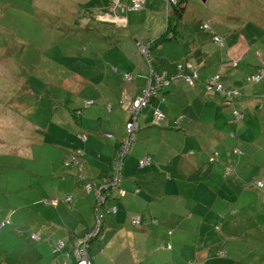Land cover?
Here are the masks:
<instances>
[{
  "label": "crops",
  "instance_id": "0c3cea01",
  "mask_svg": "<svg viewBox=\"0 0 264 264\" xmlns=\"http://www.w3.org/2000/svg\"><path fill=\"white\" fill-rule=\"evenodd\" d=\"M189 1L196 7L195 0H184L181 3L180 15L175 17V25L170 28V34L171 36L174 34V38L168 35V39L155 43L161 44L160 46L163 42L169 43L161 48L164 53L159 58L151 57L152 49L158 46L153 44L149 48L148 55L152 59L151 61L149 59V62L144 59L137 41L154 40L161 37L164 32L161 31L160 36L158 34L155 38H139L136 32L129 31L130 26L136 22L132 18L125 19V11L116 8L111 1L104 4L99 0L94 3L90 0L86 6L69 8L63 17H59L56 11H49V21H44V23L41 21V28L50 24L53 26L52 32H56L54 29L56 25L77 26L79 29L89 30L88 28L92 27L95 22L105 24V28L114 27L121 30L120 40L115 44L112 43L110 50L100 51V57L97 53L88 56L78 54L73 62L75 72L68 75L61 74L64 68L62 62L68 55L64 43L61 45L65 48L58 45L56 51H48L46 56L40 53L42 52L40 48H38L39 52L35 53L37 57L33 53L29 56L27 48L29 41L12 34L14 31L12 27L0 22V26L4 27L0 29V33L3 30L11 32L8 34L11 38L10 45L3 43L0 37V95L13 91V95L7 102L8 105L1 104L3 107H0V147L9 153L27 157L29 154L33 155L31 145L40 141L39 136H36L38 130L40 133L44 132V136L50 139L54 136V128H59L61 133H66V128L72 127L86 135L84 145L81 143L76 150V152L82 151L81 177L78 171V175L75 173V175L66 176H60L59 172L53 170L49 171V174L44 173L43 179H47L42 181L39 185L41 187L35 189L37 191L30 197L26 211L15 221L19 224L25 222L31 226L29 237L22 239L21 235L19 233L16 235L17 231L11 230L10 226L5 234L8 236L10 233L13 236L12 239L7 238V240L11 241V250L14 255H10L7 248H3L0 244V264H74L72 260L66 259L68 247L65 246L63 251H55V244L58 240L67 239L68 241L74 232L79 234L91 229L94 194L93 192L87 193L84 186L88 182L97 183L99 179L107 177L111 171L114 150L124 136L130 100L141 93L147 84L150 72H165L170 77L177 73V66L180 64L195 68L198 72V79L192 87L183 83H175L159 90L150 104L163 113V118L156 124L152 123L151 107L142 110L138 117L139 137L135 135V141L139 139L140 143H131L129 149H131L132 157L126 155L118 188L113 191V197L107 202L108 206L115 205L116 209L104 213L101 221L104 237L91 242L89 254L93 264H142L147 251H150L153 259L158 256L156 261L153 260V264L164 263L162 252H165V257L170 259L176 256L181 257L186 264L192 261L200 264L196 256L201 264H221L218 261L211 263L214 261L209 258L208 249L204 245L194 247L191 251L183 247V243H187L184 233L188 232L186 231L188 229H193L189 225L191 221L180 216L179 209L187 208L190 202L187 201L183 205L181 200L168 198L178 195L180 189L173 183L172 173L166 174L160 167L161 164H158L165 160L158 159L155 154L169 155L170 161H166V166H168L169 162L177 158L174 153L184 158L187 142L190 143L188 138L198 135L201 138L199 146L202 151L197 161L192 162L189 167L183 164L185 168L190 169L187 171L192 175V172H195L200 165L202 155L209 153V144L220 143L225 139L223 130H220L224 124L217 121L218 118L222 119L220 115H217V106L229 108L231 114L233 108L238 106H252L255 100L253 92L246 91L245 86L239 84L237 76H234L232 71L234 67H237L234 53L239 48L234 36L239 24L232 22H241L243 19L239 17L240 15H245V17L251 15L252 20L258 23L264 22V4L257 0H225L215 9V13L220 17V24L211 28L210 33L192 36L187 34L186 42H184L182 36L178 34V22ZM160 2L158 5L162 8L163 0ZM126 3H129V0L123 1V5ZM5 9L3 3H0V16ZM155 13L160 16V10ZM98 16L101 17L100 20ZM141 22L143 23V20ZM155 22L157 29L160 28L159 19L158 22L153 21ZM200 23L198 30H201L200 25L204 22ZM219 30L229 32V34L222 35ZM213 32L223 36L225 41L223 50L213 43L211 39ZM52 37L51 44L56 42L54 38L61 40L58 35L53 34ZM12 47L17 49L13 53ZM58 48H63V50ZM177 51L180 52L181 57L178 56ZM168 52L172 55L170 62L166 59ZM256 55L258 60L249 62L248 73L257 68H264V59H262L264 55L261 53ZM182 57L184 59L181 60ZM45 65L48 66L47 69H43ZM43 70H52L57 74L49 76L42 74ZM124 72L131 74L129 82L123 80L122 73ZM215 73L221 75V81L226 87L236 89L239 93L232 103L222 102L217 93L205 89V81ZM29 79L39 80L47 85L50 91H47L45 95H42L43 91L35 93ZM56 84L58 87H55ZM233 85L237 86L233 87ZM45 87L42 86L41 89ZM87 99L92 100V104L83 109L88 112L83 116L81 111V116L75 117L73 110L81 107ZM69 104L73 107L70 108ZM32 111H37L38 117L30 113ZM26 117L27 119H24ZM232 121H236L233 116ZM104 132L111 133L114 139H106L103 136ZM168 136L173 137V140L167 141ZM98 138L106 140V143H100ZM142 138L146 143L153 142L158 145V150H150L141 144ZM155 139L157 140L154 141ZM190 151L187 153L192 154ZM213 152L217 153V158L214 161H209L208 158L209 163L217 162L219 159V151L213 150L210 156ZM67 156V153H63L59 156V160L62 162ZM144 156L150 158V165L138 168V159ZM252 161V158L248 160L243 157L241 169L238 158L225 163L222 166L221 176L228 178L227 183H222L220 180H216L215 183L211 181L209 185L199 189L200 198L204 196L201 202L204 204L214 200V203H210V207L213 208L216 203L222 206L223 201L218 198L223 197L218 194L221 195L232 189L241 191V188L233 183L234 181L244 179L252 183L254 178L264 180V175L250 176ZM227 166L234 167L230 175L224 174ZM173 167L179 171L182 170L179 161H176ZM204 174L209 177L211 172ZM250 189L262 191L257 188ZM260 193L264 194V191ZM65 197H70L71 200L65 202ZM206 197H211V199L206 200ZM50 198H57L59 201L56 205L44 202L45 199ZM228 201L224 200V204L230 203ZM236 201L239 203L238 200ZM259 204L264 205V197ZM252 207L259 206L253 205ZM237 213L238 211L235 210V214ZM14 215H17V212L11 209L8 214L9 220L14 222ZM135 218L140 220L138 225L132 224V219ZM19 219L22 221L17 222ZM184 226H187L185 230H183ZM32 234L38 237L32 239L30 237ZM183 235V240L180 241ZM94 241L97 242L95 249ZM190 252L191 255H187Z\"/></svg>",
  "mask_w": 264,
  "mask_h": 264
},
{
  "label": "rangeland",
  "instance_id": "374dc122",
  "mask_svg": "<svg viewBox=\"0 0 264 264\" xmlns=\"http://www.w3.org/2000/svg\"><path fill=\"white\" fill-rule=\"evenodd\" d=\"M4 1L5 0H0V3ZM92 1L93 3L96 2V0ZM108 1H111L114 5L115 2L117 3L120 0H99V2L104 4ZM121 1L123 3V1L127 2L128 0ZM195 1L196 7L191 5L189 1L181 20L178 22V34L182 36L184 42H186L187 34L192 36L210 33L198 30V24L200 22L209 23L212 29L220 24V17L215 13V9L225 0H208L205 4L201 3L199 0ZM10 2L11 6L6 4V2L3 4L6 9L0 16V22L12 27L14 30L12 34H16L18 37L29 41L27 47L29 56L33 53L34 56L37 57L35 53L39 52L38 48L42 51L40 53L46 56L48 51L54 52L58 45L64 43L68 50V55L62 62L64 68L61 74L65 73L68 75L75 72L73 62L78 54L88 56L92 53H97L100 57V51L110 50L112 48V43L115 44L119 41L122 35L121 30L115 29L114 27H111V29L105 28V24H99V22H95L92 27L88 28L89 30L79 29L77 26L56 25L54 26L56 32H52L53 26L50 24L44 25V28H41V21L43 23L44 21H49V11H56L59 17H63L69 8L86 6L90 3V0H11ZM257 2L264 4V0H257ZM130 3L131 0H129V3H126L128 8L124 13V17L125 19L132 18L136 22V24L129 28L131 33L136 32L139 38H155L161 31L162 33L166 31V35L171 36L168 24L169 26L171 25L170 27H173L175 25V20L171 16V10L168 11V9H166V3H163V7L161 8V6L158 5L161 3L160 0H146L144 8L140 10L130 9ZM157 10H160V16L156 15L155 11ZM239 17L243 19L241 22H232L233 24H239L234 32L239 47L234 53L235 59L237 60V67H234L232 71L233 75L237 76L236 79L239 81V84L245 86L246 91L253 92L252 94L255 98L254 103L250 107L238 106L236 109L242 111L243 116L240 119L237 118L236 121H232V114L229 108L217 106V115H220L222 118H218L217 121L220 124H224L223 128L220 130H223L225 139L220 141V143L212 142L209 144V153L207 155H202V160L199 161L200 165L196 168L195 172H192V175L188 172L190 169L185 168L183 164L185 163V165L189 167L192 162L197 161V157L200 151H202L199 146L201 138L198 135H192L188 138L190 143L187 142L183 155L184 158H181L180 154L174 153L177 158L169 162L168 166H166V161H170L169 155H155H157L158 159L165 160L158 162V164H161L160 167L166 174L172 173L171 179L180 189L178 195H173L168 198L170 200H181L183 201V205H185L187 201L190 202L187 208L179 209L180 216L188 218L189 221H191L189 225L193 229H188L186 230L188 232L184 233L187 243H183V247L191 251L194 247H201L204 245L208 249L209 258L214 261L211 263L218 261L221 264H264V205L259 204L262 197H264V194L260 193L264 191V188L258 189L262 191H257L254 186L251 185L250 180L245 181L244 179H240L234 181L233 183H236V185L241 188V191L232 189L228 192L221 193V195L218 194L223 197L218 198L223 201L222 206L216 203L213 208L210 207V203H214V200L204 204L201 202L204 196L200 198L201 193L199 190L209 185L211 181L215 183L216 180H220L222 183H227L228 178H222L221 176L222 166L225 163H229L230 160H237V158L240 159V169L243 163V157L248 160L250 158L253 159L251 169L249 170L251 177L264 175V78L258 82L252 83H247L244 80L245 74L249 72L247 67L249 62L251 60H258L257 53L264 55V22L258 23L256 20H252L251 15H247L246 17L245 15H240ZM100 18L101 17L98 16L99 20ZM158 19L161 27L157 29L156 22L153 23V21L158 22ZM141 20H143V23ZM3 28L4 27L0 26V29ZM10 33L11 32L8 30H3L0 33L3 43L10 45L11 38L8 35ZM53 34L58 35V37L60 36L61 40L54 38L56 42L51 44ZM220 34L227 35L229 32L220 31ZM158 38L154 40L148 39L146 42L139 41V49H143L141 52L147 62V59H150V61L152 60L151 57L159 58L160 55L162 56L164 52L161 48L169 44L167 42H163L162 46H160L161 44H155L159 41ZM153 44L158 46L152 49V56L150 57V55H148L149 47ZM174 44L176 45L175 42ZM64 45L61 46L65 48ZM19 46L18 48H20ZM146 46L147 49H145ZM63 48L58 49L63 50ZM11 49L12 53L17 50L14 47ZM177 49L179 50V47H177ZM177 53L178 56H182L179 54V51H177ZM171 56L169 52L166 54L167 62H170ZM182 59H184V57H182L181 60ZM36 65L37 63L35 62V66ZM47 68L48 66H43V69ZM245 71H247V73H245ZM42 74L51 76L57 74V72L43 70ZM19 75H21V71H19ZM109 75L110 74H108V76ZM29 82L35 93L43 91L42 95H45L47 91H50L48 86L42 84L39 80L29 79ZM42 86L46 87L41 89ZM236 86L237 85H233V87ZM71 93L76 95V93L72 91ZM12 95L13 91H7L3 95H0V107H3L1 104L8 105L7 102ZM69 107L72 108L73 106L69 104ZM87 107H84L83 104L81 107L79 106L83 116L88 112L87 110H83ZM30 113L37 116V111H32ZM24 119H27V117ZM37 121L40 123L38 119ZM66 129V133H61L59 128H54V136L51 139L45 137L43 131V133H40L38 130L36 136H39L40 141L31 145L30 149L33 155L29 154L27 157L9 153L0 147V217L8 219V223L3 228H0V244H2L3 248H7L10 255H14V253L11 250V241L7 240V238L12 239L13 236L10 233H8L7 236L5 233L8 232L11 226V230L17 231L16 235L19 233L22 239L29 237L31 226L25 222L19 224L15 223V221L17 217L21 216L26 211V205L30 197L37 191L35 189L41 187L39 185L43 180L47 179H43L44 173L49 174V171L53 170L59 172L60 176H66L68 174L75 175V173L78 175L79 173L81 177L82 168L72 165L71 158L76 155L75 152L79 148L78 146L81 145V143L84 145L85 140L83 141L78 137L77 134L79 132L74 128L68 127ZM139 133V131H136L135 134L137 137H139ZM106 139H114V137L108 136ZM156 140L157 139L154 141ZM166 140L171 141L173 137L168 136ZM98 141L103 143L106 140L99 139ZM141 142V144L150 150H158V145L153 144V142L146 143L144 138H142ZM134 143H140L139 139L136 141L134 140L132 144ZM234 148H237L238 152L240 150L242 155H234L232 152ZM129 150L127 156L131 158V149ZM162 150L163 149H161V151ZM213 150L219 151V159L217 162L209 163L207 161ZM188 151L192 154H188ZM63 153H67L68 156L61 162L59 156ZM213 154L214 152L212 155ZM30 156L32 157L30 158ZM176 161L181 163L182 170L179 171L176 167H173ZM65 164H67V166H65ZM206 172H211V175L207 174L209 175V177H207L204 174ZM73 193L71 194L73 195ZM209 199H211V197H206V200ZM224 200H229L228 202L230 203L225 205ZM236 200H238L239 203H237ZM197 203L199 204L193 207L190 206ZM206 204L208 206H206ZM253 205L259 207L253 208ZM11 209L17 212V215H14L13 218L14 222L8 218ZM235 210L238 211L237 214H235ZM21 221L22 219L17 220V222ZM186 228L187 226H184L183 230ZM184 235L181 237L180 241L183 240ZM66 240H64L65 245L55 251H63L65 246H67L70 251L71 243ZM94 242L95 249L97 242ZM146 254L147 256L144 257V262L142 264H153V260L158 259V256L153 259V257L150 256V251H147ZM161 254L164 255V258H162L163 264H186L181 257L176 256L170 259L167 256L165 257V252ZM187 255H191V252ZM196 259L201 264L198 256H196ZM191 263L194 262L192 261Z\"/></svg>",
  "mask_w": 264,
  "mask_h": 264
},
{
  "label": "built area",
  "instance_id": "2783aa9c",
  "mask_svg": "<svg viewBox=\"0 0 264 264\" xmlns=\"http://www.w3.org/2000/svg\"><path fill=\"white\" fill-rule=\"evenodd\" d=\"M178 0H165L166 9L170 4H176ZM144 0H131L130 9L132 10H140ZM114 6L120 8L121 10H126L128 7L123 5L118 1L114 4ZM203 31L212 32L211 26L209 23H203L201 25ZM211 39L215 45H217L220 49H224V39L220 35L214 34L211 35ZM137 45L140 46L139 43ZM147 49V46L145 47ZM143 49L140 48V52ZM142 53V52H141ZM148 58V55H147ZM149 62V59H147ZM147 62V61H146ZM177 73L172 76H167L165 72L154 73L150 72L148 81L146 86L142 89L141 93L130 100V104L127 110V119L125 122V132L122 140L117 144L114 154L112 156V166L111 171L109 172L107 177H103L95 182H88L84 186V190L87 193L93 192L94 194V202H93V223L90 230L84 232L83 234H75L72 233L68 242L71 243V249L66 253V259L72 260L74 264H93L92 257L89 254V248L91 242L95 239H102L104 237V230L102 228V218L106 211H115V205H107V201H109L113 197V191L117 190L119 177L121 174V169L123 165V161L129 151L131 143L135 140V133L138 129V117L140 116L142 110L147 107H151L152 111V123L156 124L163 118V113L157 107L151 106V99L157 95L159 90L165 89L175 83H183L187 86L192 87L195 85V82L198 79V73L194 68H191L189 65H178ZM125 82H129L131 80L130 73H123L122 76ZM262 78H264V68H258L256 71L246 74L244 77L245 82L252 83L258 82ZM205 89L207 91H212L214 93H218L220 95V99L222 102H233L234 99L239 96V93L236 90H233L229 87H226L222 81L219 73H215L211 77H209L204 83ZM92 104V100H85L83 106L87 107ZM232 115L234 119H240L243 116L242 111H238L236 108H233ZM78 137L81 140L86 139V135L83 133H78ZM104 137L112 136L111 133L104 132ZM237 152V149L233 150ZM82 151H77L76 155L71 158L72 165L81 167V159ZM217 153H214L209 157V161H214L217 157ZM68 163V162H67ZM150 164V158L144 156L138 159L137 166L138 168H144ZM67 165V164H65ZM234 170V167L227 166L224 170L225 175H230ZM251 184L254 185L257 189L264 188V181L259 179H255ZM71 200L70 197H65L64 201L69 202ZM59 200L57 198L45 199V203H51L56 205ZM8 223V219L0 217V228L4 227ZM140 220L138 218L132 219L133 225H138ZM32 239H36L38 236L36 234H32L30 236ZM65 245L64 241L58 240L55 244V250H59ZM169 247V246H168ZM190 264H196L190 263Z\"/></svg>",
  "mask_w": 264,
  "mask_h": 264
},
{
  "label": "trees",
  "instance_id": "16d2710c",
  "mask_svg": "<svg viewBox=\"0 0 264 264\" xmlns=\"http://www.w3.org/2000/svg\"><path fill=\"white\" fill-rule=\"evenodd\" d=\"M11 0H5L4 2H2L3 4L6 2V4H8L9 6H11V2H10ZM184 0H178L177 1V3L176 4H170L169 3V6L167 7V9H168V11H170L171 10V16L174 18V20H175V17L176 16H179L180 15V12H181V8L179 9V6L181 5V3L183 2ZM120 3H122V1L120 0ZM163 3H165V0H163ZM131 4V3H130ZM129 4V5H130ZM146 4V0H144V3H143V5H142V8L144 7V5ZM124 11H126V10H124ZM204 23H207V22H204ZM203 24V23H202ZM201 24V25H202ZM201 25H200V28H201V30H203L202 29V27H201ZM171 26V25H170ZM169 26V24H168V28L170 29L171 27ZM211 26V25H210ZM212 28V27H211ZM171 30V29H170ZM169 30V32H171ZM166 31H164V33L161 35V37H159L158 39H159V41H163V40H165V39H168V36L166 35ZM214 34H217V33H214ZM217 35H219V34H217ZM221 36V35H220ZM172 38H174V34H172V36H171ZM221 37H223V36H221ZM224 39V38H223ZM225 42V41H224ZM137 43H139L138 41H137ZM150 48V47H149ZM195 69V68H194ZM115 70V69H114ZM196 70V69H195ZM197 71V70H196ZM125 73V72H124ZM198 73V72H197ZM122 76H123V73H122ZM55 87H58V85L56 84L55 85ZM230 88V87H229ZM232 89V88H231ZM158 93V92H157ZM218 94V93H217ZM219 95V94H218ZM220 96V95H219ZM153 99V98H152ZM152 99H151V101H152ZM84 104V103H83ZM73 115L75 116V117H80L81 116V111H80V108H78V109H76V110H73ZM233 116V115H232ZM124 128H125V126H124ZM125 132V131H124ZM136 135V134H135ZM237 149V148H236ZM239 150V149H238ZM234 152V151H233ZM234 154H236V156H240V155H242L241 154V151L239 150V152L237 151V152H234ZM254 179H256V178H254ZM119 180H120V177H119ZM260 180V179H259ZM261 181H264V180H262L261 179ZM75 234H77L76 232H75ZM79 234H83V233H79Z\"/></svg>",
  "mask_w": 264,
  "mask_h": 264
},
{
  "label": "water",
  "instance_id": "95a60500",
  "mask_svg": "<svg viewBox=\"0 0 264 264\" xmlns=\"http://www.w3.org/2000/svg\"><path fill=\"white\" fill-rule=\"evenodd\" d=\"M201 3L205 4L207 0H199Z\"/></svg>",
  "mask_w": 264,
  "mask_h": 264
}]
</instances>
